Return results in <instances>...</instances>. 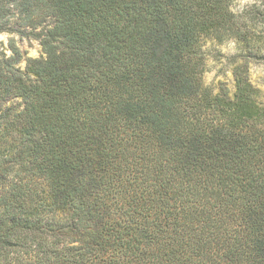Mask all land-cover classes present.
<instances>
[{
    "label": "trees",
    "instance_id": "trees-1",
    "mask_svg": "<svg viewBox=\"0 0 264 264\" xmlns=\"http://www.w3.org/2000/svg\"><path fill=\"white\" fill-rule=\"evenodd\" d=\"M233 1L0 0L42 47L0 49V264H264V4Z\"/></svg>",
    "mask_w": 264,
    "mask_h": 264
},
{
    "label": "rangeland",
    "instance_id": "rangeland-1",
    "mask_svg": "<svg viewBox=\"0 0 264 264\" xmlns=\"http://www.w3.org/2000/svg\"><path fill=\"white\" fill-rule=\"evenodd\" d=\"M264 0H234L231 9L235 13H246L252 5H262ZM3 31L0 32V49L6 56L16 55V63L21 69L25 68L28 57H39L42 54V47L38 36L34 35L37 30L31 32L28 28L25 32ZM201 48L206 58V70L203 74L204 85L213 89L214 92L221 87L229 89L234 84V68L242 64L247 52L242 43L234 38L218 41L214 38H204ZM248 75L251 82L264 90V63L256 60H249ZM20 100H14L18 102Z\"/></svg>",
    "mask_w": 264,
    "mask_h": 264
}]
</instances>
